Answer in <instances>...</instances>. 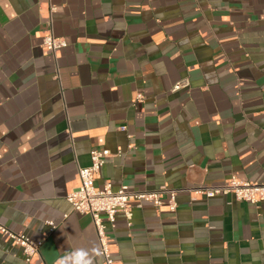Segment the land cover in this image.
Returning <instances> with one entry per match:
<instances>
[{
	"label": "crops",
	"instance_id": "0c3cea01",
	"mask_svg": "<svg viewBox=\"0 0 264 264\" xmlns=\"http://www.w3.org/2000/svg\"><path fill=\"white\" fill-rule=\"evenodd\" d=\"M95 148L98 187L178 192L108 226L121 264H264V204L197 192L264 184V0H0V224L43 240L0 233V264L100 250L67 200Z\"/></svg>",
	"mask_w": 264,
	"mask_h": 264
},
{
	"label": "built area",
	"instance_id": "2783aa9c",
	"mask_svg": "<svg viewBox=\"0 0 264 264\" xmlns=\"http://www.w3.org/2000/svg\"><path fill=\"white\" fill-rule=\"evenodd\" d=\"M68 42L54 35L52 32L45 36L43 47L52 52L67 47ZM190 80L183 79L177 82L173 90L188 88ZM122 130L126 126L121 127ZM113 153L108 148H95L91 150V164L87 167H80L78 173L79 185L67 195V200L73 209L79 214L89 215L96 228L100 241V251L102 252L103 264H121L113 255L112 240L108 233V226H114L119 213L131 224L133 210L135 207H142L144 202H151L159 207L163 204L162 198L168 196V203L171 211H176L178 192L175 189L162 187L155 191H135L127 186H122L114 190L110 183L104 187L96 185V179L105 163L113 157ZM197 192L206 198H213L217 195L233 194L237 200L250 202L258 205L264 204V184L245 181L237 176H232L230 180L222 186H203ZM51 231L56 228L54 221H48ZM0 233L11 238L16 245L23 248L26 261L31 262L35 256L40 254L43 240H33L23 233H16L0 224Z\"/></svg>",
	"mask_w": 264,
	"mask_h": 264
},
{
	"label": "clouds",
	"instance_id": "9594fccd",
	"mask_svg": "<svg viewBox=\"0 0 264 264\" xmlns=\"http://www.w3.org/2000/svg\"><path fill=\"white\" fill-rule=\"evenodd\" d=\"M102 255L97 248H77L70 253L62 255L57 259L56 264H94L95 258Z\"/></svg>",
	"mask_w": 264,
	"mask_h": 264
}]
</instances>
